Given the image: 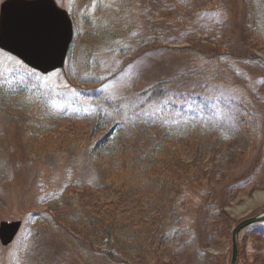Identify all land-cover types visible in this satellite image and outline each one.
I'll use <instances>...</instances> for the list:
<instances>
[{
  "label": "rangeland",
  "instance_id": "1",
  "mask_svg": "<svg viewBox=\"0 0 264 264\" xmlns=\"http://www.w3.org/2000/svg\"><path fill=\"white\" fill-rule=\"evenodd\" d=\"M56 1L70 12L80 43L68 66L45 75L0 49V222L22 220L10 244L0 241V264H117L91 256V242L107 235L104 226L113 232L120 228L111 242L117 236L124 240L122 252L130 264H227L234 227L264 210V0H193L190 34L205 24L225 23L220 30L190 36L205 54L178 51L183 43L177 36L185 27L161 20L173 15L163 0H136L130 14L118 0ZM156 9L161 18L152 23ZM136 31L149 41L127 57L120 54L116 37L130 38ZM87 42L92 45L84 47ZM216 42L229 52L225 60L214 51ZM196 65L211 67L208 84L178 80L177 94L188 91V96H171L164 103L167 120L151 119L144 125L149 135L142 134L148 141L159 133L174 138L168 143L176 154L171 176L180 183L168 194L157 185L148 190L149 182L164 176L165 163L144 179L141 175L143 190L131 191L136 178L121 168L111 173L112 183L107 164L94 157L96 143L107 142L113 126L100 128L95 119L74 114L94 115L95 93L111 98L137 93ZM76 75L93 76L96 89ZM8 87L34 90L40 99L7 95ZM129 102L121 101L126 109ZM235 103L247 110L237 121L231 116ZM215 120L228 123L221 136ZM170 121L184 123L194 136L180 139L167 129ZM224 133L233 134L225 139ZM126 179L130 184L120 186ZM62 188L59 199L43 206L42 200ZM42 209L48 217L39 222L35 214ZM263 227L264 222L260 232ZM256 229L238 236L239 264H264V236ZM169 237L176 244L166 242Z\"/></svg>",
  "mask_w": 264,
  "mask_h": 264
},
{
  "label": "trees",
  "instance_id": "2",
  "mask_svg": "<svg viewBox=\"0 0 264 264\" xmlns=\"http://www.w3.org/2000/svg\"><path fill=\"white\" fill-rule=\"evenodd\" d=\"M117 2H119V4L122 7L124 6L125 7L124 12L127 9L126 12L129 14H130L131 9H136V6L134 5L136 4L135 3L136 0H118ZM162 3L166 6V8L168 5H170L171 9L170 8L169 9L173 11V15L168 18L160 17L161 20L167 21V23H170L173 26L176 25V27H185V31L178 33V36H177V39L179 40L178 43L184 44V43H187L188 41L190 42V39L192 38L190 36L192 34L205 35V34H209L213 32L215 28L217 30H220V28L225 27L224 21H222V23H219V24L209 23L203 26H199L198 30H194L192 34H190L189 25L190 24L192 25L191 23L192 20H189L188 14L189 12L194 11L192 10L193 0H163ZM159 14H160V9H156L154 13L152 14V16L149 17V19H151V22L154 19L159 20L160 18H158V16H161ZM180 25H183V26H180ZM195 36L196 37L194 38H198L199 35H195ZM215 36L216 35H214V37ZM76 37L77 35L75 34V38L72 43L69 56H68L69 60L72 58V55L75 52V48H76V52L79 49L80 43L76 45L77 44ZM214 37L211 36L212 39L210 38V40L214 41L216 39ZM116 39L118 41L115 42L116 45L114 46V48L117 45H119V48H118L119 53L126 57L129 56L131 52L134 51L136 48L137 49L140 48L142 46V42H144L145 44L146 42L149 41L148 37H146L145 35L139 36V33L137 31L130 38H127L125 36L123 37L118 36L116 37ZM161 43H164V42L162 41ZM86 44L92 45V43L87 42L84 44V47ZM183 44L180 47H178V51H182L185 53L186 51L191 50V51H195V52L202 53V54H205L207 52L202 47L195 45L194 43L190 42L186 45H183ZM93 46H94V43H93ZM87 48H88L87 51H90V50L92 51V48L91 49L89 47ZM219 49H220L219 43L216 42V49H214V51L216 52L217 55L219 54L220 59L223 58V60H225L229 52L221 51ZM67 66H68V63H67ZM208 68H211V67L206 66L205 68L204 66L203 68L200 65H196V66H193V69H191V71L180 73L165 81H158L157 83L152 84L148 88L140 90L137 93L136 92L134 93L130 92L128 94L126 93V94L121 95L118 98H111L108 95H104V94L99 95L98 93H95L92 95V99H94L96 103L95 114L86 115V116H83L78 113L74 114L78 118L95 119L97 122V125L100 128L113 126L112 133L108 136L107 142H105V140L102 139L96 143L95 147L99 153L96 157H94L96 163H100V165L102 166L104 164L105 165L107 164L109 168L105 170H107L108 174L110 173L109 179L112 183L114 181L111 180V173L112 172L114 173L116 170L121 168L122 172H124L123 174H130L131 175L130 177L134 176L133 178H136V179H133L134 185H132L131 191L137 192L139 189L143 190V188H145L147 184L145 185V183H143L144 180H140L141 175L143 177L146 175V173L152 172L155 168L157 167L161 168L162 164L164 163L166 164V168H165L166 170H165L164 176L156 177V180L154 181L155 183L149 182L147 186L149 188L148 190L155 189L154 186L157 185L159 189L164 188L165 189L164 193L168 194V192L175 186L176 183L177 184L180 183L178 182L176 178H173L171 176V173L176 172V170L174 171L172 170V166H173L172 161L175 160L174 157L176 156V154L173 148L168 146V143H170V141H172L174 138L171 137L170 133H168V135H162L159 133L160 135L159 134L154 135L153 136L154 138L152 140H149V141L145 140L143 139V135H142L143 133H146L144 130V125L146 126L150 125L151 124L150 122H152L150 121L151 119L160 120V122L167 120L168 111L166 110L167 108L164 106L165 105L164 103L169 98H171V96H174V97L180 96L182 98L188 96V91H183V92L181 91L179 92L180 94H177V89H176L177 83L176 82L178 80H180V82L178 83L181 84L187 81L185 80L186 78H190V80L194 78L193 80H191L193 83H195L196 85L205 87L204 85L208 84V78H207L209 75ZM88 69L90 70V68ZM76 77L78 80H81L86 85L90 86L93 89H96L95 84H97L96 83L97 80L94 79L93 76L90 75L89 77H87V79L85 78L81 79V77H78L77 75ZM4 91L7 92L6 93L7 95L13 94L15 95L16 98L19 97L21 100H22V96L24 94H27L26 97L31 98V101L33 100L34 102L39 101L37 99L39 97L36 96L37 94L35 93L34 90L29 91L21 87H18V88L8 87ZM123 99H127L128 101H130L129 109H126V107L122 105L121 101ZM6 102L9 104V101H6ZM134 103L135 104L137 103L139 105L136 106ZM8 104L4 103V106L7 107L9 106ZM157 106H159L160 109L156 112H151V111H154V107H157ZM233 106L234 108L231 111V116L235 118V121H237V119L240 116H242L243 113L247 110L245 108L241 109L242 103H235L233 104ZM154 114H156L154 116L155 118L152 117ZM202 121L206 122L203 118H202ZM214 123L218 124V125L216 124L215 125L219 128V129L218 128L216 129L218 133L221 132L219 133V136H221L223 132V128H226V126H228V123H222V122L218 123L217 120H215ZM165 125H167V123ZM162 126H158L157 128L161 129ZM167 129L170 132L175 131L178 134H180V137H181L180 139L189 138L191 137V135L194 136L190 128L187 125H184V123L179 124V125L178 124L172 125V121H170L168 122ZM232 134L233 133H226V134L224 133L225 135L224 138L227 139V137L232 136ZM139 139H142L144 141L139 140ZM136 144L139 147H137ZM140 147L142 148L140 149ZM125 155L127 156V158L129 157L130 159V160H127L128 165H131L129 167L127 166L128 168L126 167V164H125V161L127 159V158L124 159ZM169 155H170V158L167 159L166 156H169ZM134 166H136L135 167L136 169L133 168ZM106 175H103V176L105 177ZM153 178L154 177H150V179H153ZM129 180L126 179V181L125 180L121 181L120 186H126L130 184L128 182ZM188 180L186 184L189 183ZM186 184L183 183L182 188ZM177 187L178 185L176 186V188ZM57 193L59 195H57ZM57 193L51 194L49 198L42 200L43 201L42 204H44L43 206H48L50 203L52 204L53 201L59 199L61 195L64 193V188L60 189ZM179 195L180 194L178 192L176 197ZM35 216H36L35 219L41 218L39 222L45 221L46 218L48 217V211H45L44 209L39 210L36 212ZM262 222L264 221L253 223L245 227L241 231L250 230L251 228H255V227L258 228L256 230L259 231L260 226L262 227ZM104 229L105 231H103V234L107 232L106 237L101 238V236H99L96 238L95 241L91 242V246H90L91 256L93 258L103 257L107 260L108 259L115 260L117 264H130V259L126 256V254L124 255V253L122 252L123 251L122 245L124 244V240L120 238V236H117L114 239V241L111 242L112 234L118 233L117 231H119L120 228L116 229L117 231L115 230L114 232H113L112 226H107V227L104 226ZM240 233L238 236H240ZM259 234L264 236V230L262 232L259 231ZM166 242L170 244H176L174 240H172V237L167 238ZM183 243L185 244V242ZM183 243H181L180 245L178 244L176 248L180 250V248H182V246L184 245ZM238 245H239V258H238L237 264H239L240 256H241V242L239 239H238ZM261 251L264 253V247L261 249ZM201 255H205V254L200 252V256ZM231 257L232 255L228 257L227 264L231 263Z\"/></svg>",
  "mask_w": 264,
  "mask_h": 264
},
{
  "label": "water",
  "instance_id": "3",
  "mask_svg": "<svg viewBox=\"0 0 264 264\" xmlns=\"http://www.w3.org/2000/svg\"><path fill=\"white\" fill-rule=\"evenodd\" d=\"M73 37L72 19L68 11L55 0H4L1 3L0 47L18 55L42 72L65 64ZM260 221H264V210L244 218L234 227L230 264L238 262L240 231ZM21 224V220L0 222V240L3 245L13 241Z\"/></svg>",
  "mask_w": 264,
  "mask_h": 264
}]
</instances>
